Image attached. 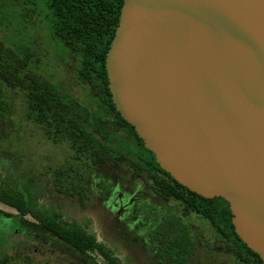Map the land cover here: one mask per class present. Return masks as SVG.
Masks as SVG:
<instances>
[{
	"label": "water",
	"instance_id": "water-1",
	"mask_svg": "<svg viewBox=\"0 0 264 264\" xmlns=\"http://www.w3.org/2000/svg\"><path fill=\"white\" fill-rule=\"evenodd\" d=\"M104 64L155 161L264 264V0H122Z\"/></svg>",
	"mask_w": 264,
	"mask_h": 264
},
{
	"label": "trees",
	"instance_id": "trees-1",
	"mask_svg": "<svg viewBox=\"0 0 264 264\" xmlns=\"http://www.w3.org/2000/svg\"><path fill=\"white\" fill-rule=\"evenodd\" d=\"M5 1L0 0V18L4 17ZM27 1L34 13L38 5L45 9L49 32L59 49L74 57L76 78L86 87L87 102L92 107L83 104L52 78L35 73L33 70L37 68L39 58L14 35L7 34L5 37L0 35V121L5 120L10 112L11 92L19 91L25 102V118L35 121L44 130V136L48 141L53 144H64L61 150L68 151L63 156V162L66 163L57 167V177L84 178L85 166L80 165L90 167L107 160L147 162L149 159H142L134 149L138 151L142 148L150 155L151 151L144 146L133 126L120 116L107 87L105 54L118 23L122 0ZM11 2L14 4L13 0ZM5 26H8L6 22ZM2 30L0 28V32ZM106 115H111L114 122H107ZM152 161L155 165L138 166L145 171L147 178L162 179L153 181L159 184L156 187L158 192L183 201L184 204L190 203L192 207L189 210L209 218L211 223H215L216 231L222 235H228L224 226L228 227L240 247L249 254L247 256L251 257L255 264H262L258 254L247 247L235 233L230 221L228 202L224 198L220 196L205 198L190 191L163 170L154 157ZM67 169H72L71 175L66 174ZM76 172L80 175H76ZM30 182L31 179H28L18 183L16 187L0 184V202L17 212L12 226L8 228L0 220V264H22L18 254V240L10 242L7 232L9 229L15 230L17 224L26 225L29 229L51 228L53 235L77 246L84 253L87 250H99L92 234L60 221L48 207L40 206L29 191ZM2 214L6 213L0 210V215ZM24 214H30L33 220L23 219ZM175 242L183 254L192 243L184 231ZM103 254L107 264H120L107 253ZM249 257L248 260H251Z\"/></svg>",
	"mask_w": 264,
	"mask_h": 264
},
{
	"label": "flooded vegetation",
	"instance_id": "flooded-vegetation-1",
	"mask_svg": "<svg viewBox=\"0 0 264 264\" xmlns=\"http://www.w3.org/2000/svg\"><path fill=\"white\" fill-rule=\"evenodd\" d=\"M106 118L107 122H114L111 115ZM138 153L142 159L149 160L140 163L107 160L90 167L80 165L85 166L84 178L57 177L45 183L46 197L42 199L45 205L60 221L92 234L99 250L84 253L53 235L51 228L29 229L17 224L15 233L20 238L17 242L22 264H107L103 252L120 264H255L228 227L224 226L228 235H222L209 218L190 211V203L184 204L158 192L159 184L153 181L162 179L147 178L138 166L155 165L153 153L150 155L142 148ZM56 171L57 168L53 169V174H58ZM68 173L71 175L72 169H67ZM76 175L80 174L76 172ZM68 205L72 206L67 211L73 214L65 218L62 208ZM22 218L33 220L30 214ZM103 224L118 233V237L109 240L111 238L99 230L103 237L98 238L96 232ZM183 231L192 241L185 254L175 242ZM117 241H124L129 253L134 255L120 257ZM141 252L144 257L139 262L136 256Z\"/></svg>",
	"mask_w": 264,
	"mask_h": 264
},
{
	"label": "rangeland",
	"instance_id": "rangeland-1",
	"mask_svg": "<svg viewBox=\"0 0 264 264\" xmlns=\"http://www.w3.org/2000/svg\"><path fill=\"white\" fill-rule=\"evenodd\" d=\"M26 1L13 0L14 4L11 0L3 2L4 17L0 18V28L3 30L0 35L3 37L7 34L14 35L21 44L30 48L39 58L38 66L33 70L35 73L52 78L83 104L92 107L87 102L86 87L76 78L74 57L60 50L49 32L45 9L38 5L34 13L31 11L32 6ZM5 22L8 26H5ZM11 95L10 112L5 120L0 121V184L16 187L18 183L31 179L30 193L37 199L40 206L47 207L46 202L42 201L43 196L44 199L46 197L45 183L51 178H57V174H53V169L66 163L63 162V156L68 151L61 150L64 144L49 142L44 136V130L35 121L25 118V102L19 91L14 90ZM134 151L138 152L135 149ZM71 206L62 208L63 217L69 218L73 214L67 211V208ZM0 210L6 213L0 215L2 224H6V228L12 226L16 210L2 202H0ZM99 230H103L104 236L111 238L109 240L118 237V233L103 224L102 229L99 228L96 232L98 238L103 237ZM13 231L15 230L7 231L10 242L17 241L19 238ZM109 240L106 241L109 242ZM117 243V247L121 249L117 251L120 257L125 254L134 255L133 252L129 253L128 245L124 241H117ZM143 257L144 254L141 252L136 259L141 262Z\"/></svg>",
	"mask_w": 264,
	"mask_h": 264
}]
</instances>
